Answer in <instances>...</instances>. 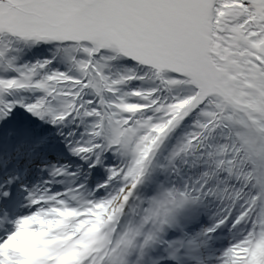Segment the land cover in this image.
<instances>
[{"label": "snow or ice", "instance_id": "6c2138e0", "mask_svg": "<svg viewBox=\"0 0 264 264\" xmlns=\"http://www.w3.org/2000/svg\"><path fill=\"white\" fill-rule=\"evenodd\" d=\"M0 264H264V0H0Z\"/></svg>", "mask_w": 264, "mask_h": 264}]
</instances>
